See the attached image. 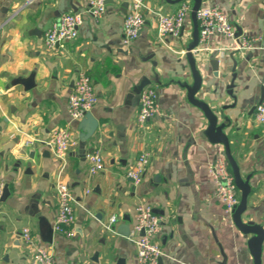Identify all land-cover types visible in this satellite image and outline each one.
<instances>
[{"label":"crops","instance_id":"0c3cea01","mask_svg":"<svg viewBox=\"0 0 264 264\" xmlns=\"http://www.w3.org/2000/svg\"><path fill=\"white\" fill-rule=\"evenodd\" d=\"M128 1L107 0L105 14L97 19L86 11L88 0H0V184L7 183L10 190L0 200V264L27 263L31 251L21 236L25 227L58 264H136L130 235L139 203L151 204L163 217L158 236L163 264H222L224 255L225 264L255 263L247 237L213 194L208 163L223 148L208 142L205 114L174 82L192 83L185 57L192 40L190 15L183 31L163 42L149 12L137 39L125 45ZM144 2L163 13H173L182 4ZM204 4L226 11L235 32L242 29L241 40L252 42L239 48L235 36H211L208 49L200 51L197 66L204 82L197 97L215 110L235 102L226 90L231 73L216 78L209 57L215 49L225 54L240 49L233 91L237 105L224 112L232 119L227 131L232 154L242 176L250 175L243 218L264 226V125L255 120L256 106L264 97V0ZM70 11L83 14L79 37L46 48L45 32ZM79 70L90 74L98 97L91 112L100 125L86 143L104 157L105 167L95 174L80 152L79 120H72L67 108ZM32 73L35 87L24 90L14 83ZM143 76L151 78L150 85L160 94L161 115L140 126V97L132 91ZM66 127L77 142L65 159L44 156L42 141ZM142 151L150 153V161L142 181L135 184L127 170ZM59 181L67 183L76 198L73 235L54 229ZM112 216L117 222L109 231L104 223Z\"/></svg>","mask_w":264,"mask_h":264},{"label":"built area","instance_id":"2783aa9c","mask_svg":"<svg viewBox=\"0 0 264 264\" xmlns=\"http://www.w3.org/2000/svg\"><path fill=\"white\" fill-rule=\"evenodd\" d=\"M129 7L124 18L123 43L131 44L139 36L147 21V14L151 12L155 16L157 33L159 39L164 42L166 36L178 35L185 25L187 17L191 12V3L182 2L180 7L173 13H163L151 9L144 0H129ZM107 0H88L86 9L95 18H100L107 10ZM200 37L197 47L198 51L208 49L209 38L213 35L225 37L235 36V26L229 14L223 9L203 4L197 11ZM83 23V14L80 11L63 13L58 20L45 32L44 44L48 49L54 48L57 44L71 41L79 37V27ZM244 48L251 46L248 39L242 40ZM74 80V87L68 98V112L72 120H80L87 111H91L97 103V92L92 77L85 70H79ZM159 95L156 88L147 85L140 94V107L137 120L140 126H144L152 118L161 115ZM255 120L264 125V97L257 104L255 109ZM55 158L64 160L68 149L77 142V137L71 128H61L53 131L49 140L46 141ZM89 162V170L95 174L104 166V157L99 151H92L86 155ZM150 153L142 151L127 170V176L138 184L142 181L143 175L148 168ZM208 171L214 184V197L223 204L227 217L232 221L233 212L240 200V191L237 188L232 170L225 154L215 155L208 163ZM58 197L57 217L54 229L68 235L74 234L75 223V195L71 187L59 181L56 184ZM3 193V185L0 184V199ZM163 217L154 211L149 203H139L135 206L134 221L131 226V238L137 249L136 264H158L159 257L164 255L161 241L158 236L162 229ZM117 217L112 216L104 226L109 231H114ZM21 236L26 245L30 248L31 255L26 264H58L55 256L47 247L40 244L29 227L23 228Z\"/></svg>","mask_w":264,"mask_h":264},{"label":"water","instance_id":"95a60500","mask_svg":"<svg viewBox=\"0 0 264 264\" xmlns=\"http://www.w3.org/2000/svg\"><path fill=\"white\" fill-rule=\"evenodd\" d=\"M169 3H182L184 1H190L191 3V12L190 18L193 24V31H192V40L188 43L185 50V57L187 58V62L189 64L190 73L192 76V83L184 80L174 81L177 83L181 88L185 89L186 91V98L190 101L191 104L199 108L203 114H205V118L207 120V126L203 131L204 136L214 145H221L223 148V154L228 160L230 165V169L232 170V174L234 176V180L236 183L237 188L240 191V200L237 204L233 215L232 221L234 225H236L237 229L247 237V247L253 257L254 264H262V254L264 251V226L262 224H258L252 220L246 221L243 218V215L246 211L247 207V198L250 188V175L245 177L242 176L240 167L234 158L231 145H230V138L229 133L227 132L228 129L232 126V119L225 114V110L228 108H234L237 105V98L234 94V87H235V79L237 76L236 68L241 61L239 53L241 52L240 49L231 51L229 53H222L220 49H215L210 54L209 57V64L212 67L213 75L218 79L226 78L225 75L227 72L231 73L230 79L226 84L227 94H229L233 99L234 103L230 105H224L220 109L215 110L211 104L206 101L205 99H201L197 97V94L203 87L204 77L202 75L201 70L198 68V60L200 59V51L197 50L199 44V37H200V30H199V23L197 18V11L200 7L204 4L206 0H166ZM125 6H127L125 4ZM183 31V28H182ZM242 29L237 28L235 32V38L237 39V43L239 44V48H244L241 40L242 36ZM227 60H230L232 64H227ZM151 78L147 76H143L138 84L133 87V93L136 97H140V94L143 88L149 84H151ZM15 84H21L24 87V90H29L36 86L34 80V74L32 73L30 76L23 78H17L14 80ZM133 94V95H134ZM262 95L264 96V85L262 89ZM100 123L97 118L94 117L91 111H87L85 115L78 121L77 128L79 131L78 139L79 144L82 147L80 152L82 153L83 157L85 158L87 153L93 151L94 147H87L86 143L90 140L96 133ZM36 148L38 147V143L34 145ZM41 146H46L43 155L44 156H51L52 151L50 149L51 146L46 141H42ZM34 155V154H33ZM32 155V156H33ZM10 193L8 184H4L3 186V193L0 200H4ZM157 213L158 211L154 209ZM126 220L130 221V217H124ZM251 235V236H249ZM226 257L224 255V260L222 264H225ZM158 264H163V257H159Z\"/></svg>","mask_w":264,"mask_h":264}]
</instances>
